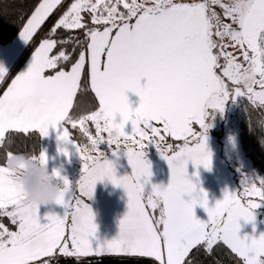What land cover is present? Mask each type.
Listing matches in <instances>:
<instances>
[{
    "label": "snow or ice",
    "instance_id": "1",
    "mask_svg": "<svg viewBox=\"0 0 264 264\" xmlns=\"http://www.w3.org/2000/svg\"><path fill=\"white\" fill-rule=\"evenodd\" d=\"M64 2L41 0L35 6L20 33L25 44ZM60 29L70 35L54 38ZM78 30L83 40L71 35ZM58 44L82 49L70 70L63 66L71 61L66 50L50 55ZM228 47L238 48L247 66L237 62ZM86 65L99 108L77 119L70 109ZM6 73L0 67V82ZM128 92L139 97L135 109L129 106ZM237 98L264 109V0H69L27 70L16 75L0 95V145L9 132L35 131L45 137L50 127L57 130L58 126V140L68 144L72 140L64 125L79 127L91 150L98 153L93 158L72 143L83 161L76 186L80 197L91 199L97 182L107 179L125 191L127 213L119 222L118 236L93 247V213L74 196L67 179L55 202L64 209L63 216H46L47 223L42 224L38 207L21 203L14 181L0 165V216L18 226L10 231L0 223V264H51L43 258L53 257L57 250L77 259L114 254L154 258L158 264H186L193 248L204 244L210 251L218 242L242 264H264V234L238 235L239 221L253 222V210L264 201V181L258 186L243 180L242 192L225 190L223 198L208 207L206 193L197 190L186 171L189 162L194 167L210 166L205 109L222 113L225 102ZM87 122L95 126V136ZM126 126H130L127 132ZM166 136L183 143L175 148L165 145ZM101 143L115 146L113 156L124 152L130 175L116 176L112 162L98 151ZM130 143L139 145V150ZM147 143L154 144L166 160L170 180L167 187L152 186L146 194L144 185L151 175L144 158ZM60 151L68 155L63 148ZM39 158L46 163L43 153ZM197 205L207 213L206 222L194 218Z\"/></svg>",
    "mask_w": 264,
    "mask_h": 264
},
{
    "label": "crops",
    "instance_id": "2",
    "mask_svg": "<svg viewBox=\"0 0 264 264\" xmlns=\"http://www.w3.org/2000/svg\"><path fill=\"white\" fill-rule=\"evenodd\" d=\"M55 11V10H54ZM23 30V29H22ZM38 31V30H37ZM21 33V32H20ZM20 33L18 36L14 39V41L7 45V46H0V55H6V59L11 63L8 67L12 69L14 65L19 61L20 55L23 53L24 49L27 48V44L20 38ZM35 35V34H34ZM33 35V36H34ZM42 42V41H41ZM39 42L35 49L31 52V54L26 58L24 63L19 68L18 72L15 74L19 75L21 72L26 68L24 71L27 70L28 64L26 65L27 59L34 54L36 48L41 43ZM226 51H228V48H226ZM51 55V53H50ZM4 59V58H3ZM224 61L221 60V63ZM7 66H4L3 68L5 71L8 69ZM86 68L88 70V66L86 65ZM8 70L6 73V76L10 73L11 70ZM23 71V72H24ZM5 76V78H6ZM15 76L12 78V80L15 78ZM4 78V79H5ZM11 80V81H12ZM11 81L7 85L10 86ZM88 81L89 86L91 89L90 84V75L88 71ZM143 83V81H142ZM7 87L4 89V91L7 89ZM3 91V92H4ZM78 91V90H77ZM1 93V95L3 94ZM94 94V92H92ZM95 96V94H94ZM126 97L129 103V106L132 109H135L139 105V97L136 96L132 92L126 93ZM96 98V97H95ZM75 99V97H74ZM97 99V98H96ZM98 101V100H97ZM74 103V102H73ZM99 104V103H98ZM206 116H205V124L207 122L208 113L211 111V109H205ZM208 114V115H207ZM92 126L94 129L95 126L91 122H87ZM198 127V125H194V129ZM199 128V127H198ZM58 130L59 126L57 127V130H53L51 127L48 130V135L45 137H41V153H43L46 157V163L45 166L47 167L48 171H53L58 173L55 177H62L66 173L65 170H62V164L55 163V158H59L60 155L62 158L72 159L74 162L76 160H80V156L78 153L75 152L71 155V152L68 151V149L72 146V143L77 144L74 140L68 144H63V149L68 152V155L65 156L60 150L62 146V142H59L58 140ZM130 126H126L125 131H129ZM70 136V135H69ZM103 136H107L106 133L103 134ZM214 136V135H213ZM107 138V137H106ZM168 139L169 141L174 142H183V141H177L172 139L170 136H166L165 140ZM213 139V138H212ZM214 140V139H213ZM239 141V139H238ZM219 143L216 137V141H206V150L210 153V166L208 169H205L202 165L194 167L191 162H189L186 166L187 176L188 179L197 186V190H203L204 193H206L207 200H208V207H213L215 203L223 198V193L225 190L228 192H234L238 191L237 185L235 182H232L229 180L224 172V169L222 167V153L215 148V145ZM148 144V143H147ZM60 145V146H59ZM136 145V144H131ZM218 146V144H217ZM219 147V146H218ZM59 150L60 152H57ZM243 153V152H242ZM56 158V159H57ZM105 159L112 162L115 174L117 177H122L126 175L131 174V168L128 164L127 157L124 154V152H118L116 156H113L112 154H106L104 156ZM144 158L147 161V163L150 166V177L148 178V183L144 185V191L145 193H150L152 186H160L161 188L167 187L169 180H170V169L165 159L161 157H152L149 153L144 152ZM245 159L249 161L246 157ZM60 161V160H57ZM56 161V162H57ZM246 163V166L251 170V172L254 173V170L252 169V164L249 161V163ZM74 166H76V163H74ZM61 169L60 172H57V170ZM73 174L70 172V175ZM75 174V172H74ZM256 174V173H255ZM261 178V177H259ZM263 180V179H262ZM63 189V187L61 188ZM103 190V192H102ZM104 190L107 192V196H103ZM85 203L88 205V207L91 209L93 213V223L96 226V231L94 233V236L90 238V240L94 237H113L111 240L115 239L117 236V233L119 231L118 226L115 227V224L118 223V218L120 220L124 217V215L127 213V195L123 188L113 186L112 183H110L107 179H105L102 182H97L94 188V192L91 199L85 198ZM185 200L189 199V197H184ZM146 202V201H145ZM260 206L253 210V215L255 217L253 222L246 223L245 221L241 220L239 221L240 224V230L238 235L242 238L245 236H250L253 238H258L261 234H264V201L258 202ZM45 207V208H43ZM41 209L38 208V211L41 213L40 217L44 215V218L48 215L49 211V205H43ZM116 209V210H115ZM149 212L151 214V209H149ZM194 212V218L198 219L202 222L207 221V213L204 211L203 208H201L199 205L195 206L193 209ZM156 216L159 215V212L157 211L155 213ZM0 218H7L6 216H0ZM46 219H44L45 221ZM68 223L70 224V217L68 219ZM101 240V239H100ZM110 240V239H109ZM108 240V241H109ZM102 241V240H101ZM222 243V242H221ZM90 244L95 247L97 245H103L101 243H98L97 239H94L90 242ZM227 247V246H226ZM109 254H103L99 256H89V257H100V256H106ZM114 255V254H113ZM119 256V255H114ZM123 256V255H120ZM154 259V258H152ZM157 262V261H156ZM158 263V262H157Z\"/></svg>",
    "mask_w": 264,
    "mask_h": 264
},
{
    "label": "trees",
    "instance_id": "3",
    "mask_svg": "<svg viewBox=\"0 0 264 264\" xmlns=\"http://www.w3.org/2000/svg\"><path fill=\"white\" fill-rule=\"evenodd\" d=\"M41 2V0H0V46H7L11 44L18 34L22 31L23 25L30 18L31 13L34 11L35 6ZM69 0H65L64 3H68ZM64 6L61 13L65 10ZM56 12V11H55ZM55 12L49 17V19L44 23L39 32L34 36V46L31 48L30 52L36 47V45L41 42L46 35L49 33L50 28L53 26V22L49 23ZM86 19L88 14H84ZM58 17V16H56ZM43 34H40L41 31ZM39 35V36H38ZM70 33L65 32V30L60 29L57 31L56 39H65ZM71 35L78 36L81 40L84 39L82 31L78 30ZM66 50L70 56L71 61L65 62V70L71 68V64L78 58L80 47H75L73 44L59 45L57 48L53 49L51 55L58 54L59 50ZM29 52V53H30ZM29 53L21 63L14 69H12L10 76L8 77L6 83L0 90L2 92L5 87L9 84L10 80L18 72L21 65L24 63ZM47 74H51L49 70ZM1 94V93H0ZM99 108V104L94 94L92 93L89 81H88V70L82 73V78L80 81V87L78 88L77 95L75 96L73 108L70 109V115L73 118H79L81 115L91 114L92 111H96ZM264 121V109H256L250 105L246 99L242 101V110L236 113V122L238 125V139L239 145L244 153L245 157L251 162L252 169L257 176L264 180V125L261 124ZM68 130L70 138L78 144H82L81 133L76 129L71 127L70 123L64 125ZM92 129V127H91ZM197 130V129H196ZM169 143L175 148L176 145L182 144L183 142L169 141ZM8 152H23V153H41V136L38 132L32 131L28 134L24 133H14L9 132L6 134L5 142L0 145V165H3L6 154ZM0 223H3L5 227L9 230L14 229L15 225L12 224L9 219H0ZM206 245L201 244L193 248L189 256L186 257V264H242V261L235 254L231 253L223 243L218 242L210 251L206 250ZM51 264H158L152 258H139V257H128V256H114L106 255L100 257H81L79 259L75 257H63L57 256L50 259Z\"/></svg>",
    "mask_w": 264,
    "mask_h": 264
},
{
    "label": "rangeland",
    "instance_id": "4",
    "mask_svg": "<svg viewBox=\"0 0 264 264\" xmlns=\"http://www.w3.org/2000/svg\"><path fill=\"white\" fill-rule=\"evenodd\" d=\"M177 2H180V0H177ZM185 2H187V0H185ZM197 2H208V0H197ZM66 4L67 3H64L63 6H60V7H58L57 10H55L56 12L54 11L55 12V15L52 17V19H51V21L49 23L53 22V20L55 18H56L55 21L59 18V16L61 15V11H62V9L64 8V6ZM214 10L223 19L222 10L219 9V7H216ZM56 16H58V17H56ZM42 26H41V28H42ZM40 29H38V31L35 33L34 36H36V34L39 32ZM44 31H45V29L43 31H41V33H39V35L40 34H43ZM34 36L30 40V42L28 43L27 48L24 49L23 53L20 55L19 61L13 67L14 69L21 63V61L23 60V58H25L27 56V54L30 52L31 48L34 46L35 42L37 41V40L35 42L33 41L34 40ZM31 52L29 53V55L31 54ZM227 52H229V53L233 54L234 56H236L238 58L237 62H239L241 64H244V66H247L245 64V62L243 61V59H242V52L238 48L228 47V51ZM32 55L27 59L26 65L27 64L28 65L30 64ZM9 65H11V63L6 59V55H4V56L3 55H0V67H4V66H7L8 67ZM9 69H10V67H8V69L6 70V72H8ZM12 69H10V70L12 71ZM25 69L26 68H24V70ZM11 71L6 76V78L2 82H0V90L2 89V87L4 86V84L6 83L8 77L11 74ZM228 83L230 85V82H228ZM2 92H0V93H2ZM242 101H243V99H239V98H237V100L235 102H233L231 100L226 101L225 102V105H224V110H223L222 113L219 110H213V109H211V111L208 113L209 115L207 114L208 115L207 122H206L207 130H206V133H205L206 141L207 142L210 141V140L216 141V137H217V140L219 142L217 144H218L219 147L216 144L215 145V148H217V150L222 153V161L221 162H222V167L225 168L224 169L225 175H226V177L228 179L230 178L229 180H231L232 182H235L236 183V185H237V188L236 189H238V191H241V192L243 191L242 186H241L243 180H246L249 183L257 182L258 186H259V181H264V180H262V178H259V176H257L255 174V172L254 173L251 172V170L248 168V166H246L245 161L247 163H249V161H247L245 159V155H244V153H242V150H241L240 145H239V141H238V125H237V122H236V113L238 111H241L242 110ZM86 126H87L90 134L93 135V136H95V128L94 129L93 128L91 129L92 126L90 124H88V123L86 124ZM77 128H78L77 130L79 131V127H77ZM196 129H197L198 132L201 131V129H199L198 127H196L194 130H196ZM81 137L83 139L82 140V144H78V143L77 144L80 147L86 149V154L87 155L95 158L97 156V154H98L97 151H92L91 150V144H90V142L87 140L86 137L83 136L82 133H81ZM106 137L103 136V139L105 141L107 140ZM162 143L165 144V145L170 144L168 139H166ZM61 146L63 148V143L61 144ZM130 147H132L135 150H139V145H131ZM114 148H115L114 145L112 147H110L106 143H101V144L98 145V151H99V153L104 154V156L106 154H112L113 151H114ZM59 150H60V148H59ZM59 150H57V152H60ZM68 151L71 152V155H72L74 153V148L73 147H70L68 149ZM120 152L122 153L123 151H120ZM144 152L149 153L154 158L155 157H161L160 154L158 153L155 145L152 144V143H148V144L145 145ZM56 158H55L56 161L57 160H60V161H57V162L55 161V163L62 164V170H65L67 174H65L62 177H58V178L54 176L53 183L57 187L62 188V187H64V185H63V179H67L69 181V185H70L71 190L74 191V196L76 198L83 199L84 202H85V200H86L85 198L86 197H80L78 188H76L77 182L80 180V177L82 175L83 161L76 160L74 162V160H72V159L62 158L61 155H60L59 158H57V159ZM74 163H76V166H74ZM60 171H61V169L57 170V172H60ZM70 172L73 173V174L70 175ZM74 172H75V174H74ZM49 173H53V171H49ZM102 192H103V190H102ZM103 196L104 197L107 196L106 190H104ZM42 207L43 206H40L39 209H41ZM43 208H45V207H43ZM40 214L41 213L38 211V217H39L40 222L42 224L43 223H47V220L44 221V219H45L44 218V215H42L40 217ZM63 214H64V209L61 206L56 205V204L49 205V211H48V215L47 216H49V215H56L58 217H61V216H63ZM0 219H3V218H0ZM9 221H10V219H9ZM119 222H120V218H118V223L115 224V227L118 226V228H119ZM14 227L15 228L12 229V230H10V231H16L18 226L15 225ZM118 234H119V231L117 233V236H118ZM112 238L113 237H107L105 235L102 238L101 237H94V238H92L90 240V242L92 240H94V239H97L98 240V243H101V244L104 245L106 242H108L109 239H110L109 241H111ZM69 247H70V243H69ZM57 256H63L62 254H60L59 250H57L54 253V256L53 257H45L43 259L50 260V259L55 258ZM63 257H66V256H63Z\"/></svg>",
    "mask_w": 264,
    "mask_h": 264
},
{
    "label": "clouds",
    "instance_id": "5",
    "mask_svg": "<svg viewBox=\"0 0 264 264\" xmlns=\"http://www.w3.org/2000/svg\"><path fill=\"white\" fill-rule=\"evenodd\" d=\"M39 156L37 152H8L3 163L16 185L21 203L38 208L56 204L62 191L53 183V173H49Z\"/></svg>",
    "mask_w": 264,
    "mask_h": 264
}]
</instances>
